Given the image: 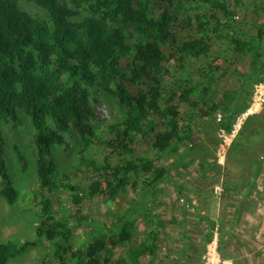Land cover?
I'll return each mask as SVG.
<instances>
[{
  "label": "trees",
  "instance_id": "trees-1",
  "mask_svg": "<svg viewBox=\"0 0 264 264\" xmlns=\"http://www.w3.org/2000/svg\"><path fill=\"white\" fill-rule=\"evenodd\" d=\"M23 1L47 19L23 12L19 0H0V193L15 205L18 192L4 162L1 127L20 126L23 114L36 152L35 234L54 244L58 262L66 264L57 241L67 240L76 228L69 221L89 219L57 218L51 195L67 191L79 204L97 195L114 199L130 184L134 198L125 214L112 229L79 246L76 262L137 264L152 257L154 230L128 257L114 258L112 251L131 239L132 216L145 210L148 195L167 177L168 168L157 167L160 158L194 146L191 123L212 119L229 133L248 108L251 89L264 73V0L253 5L247 0ZM101 88L116 98L124 117L93 127V101H98L91 92ZM260 118H248L240 145L258 132L264 138ZM70 132L102 159L86 158L82 151L77 168L58 172L50 154ZM34 246L30 240L17 246L0 242V264Z\"/></svg>",
  "mask_w": 264,
  "mask_h": 264
},
{
  "label": "rangeland",
  "instance_id": "rangeland-1",
  "mask_svg": "<svg viewBox=\"0 0 264 264\" xmlns=\"http://www.w3.org/2000/svg\"><path fill=\"white\" fill-rule=\"evenodd\" d=\"M247 1L253 5L257 0ZM19 8L34 19H47L44 11L23 0H19ZM263 82L264 73L251 89L248 108L237 116L229 133L212 119L192 122L194 146L184 145L175 156L160 158L157 167L168 168V175L148 195L145 210L132 216L131 239L113 249L114 258L128 257V251L154 230L156 252L152 257H142L137 264H264V138L258 132L251 141L242 138L241 145L238 139L249 117L261 115L264 122V98L261 105L254 103L255 87ZM91 96L98 101H93V127L123 119L124 111L111 93L94 89ZM20 116V126L1 127L4 162L18 199L9 206L0 193V242L16 246L27 240L35 243L23 256L6 264H60L53 256L54 244L39 240L35 234L36 152L30 122L25 115ZM219 118L216 116V121ZM62 135L65 144L50 154L58 172L77 168L82 151L86 158L102 159L96 148L84 150L82 137L76 132ZM257 163H261L258 176ZM135 182L139 184L138 180ZM1 183L0 180V187ZM71 195L59 190L51 198L57 218L77 215L89 219L81 223L70 220L71 226H76L74 233L67 240L57 241L66 264H77V248L112 229L130 206L134 191L130 184L114 199L97 195L86 197L79 204L73 202Z\"/></svg>",
  "mask_w": 264,
  "mask_h": 264
},
{
  "label": "built area",
  "instance_id": "built-area-1",
  "mask_svg": "<svg viewBox=\"0 0 264 264\" xmlns=\"http://www.w3.org/2000/svg\"><path fill=\"white\" fill-rule=\"evenodd\" d=\"M263 98H264V82L255 87L254 103L261 105ZM254 103H253V106H254ZM246 115L247 114H245L242 117V119H244Z\"/></svg>",
  "mask_w": 264,
  "mask_h": 264
}]
</instances>
